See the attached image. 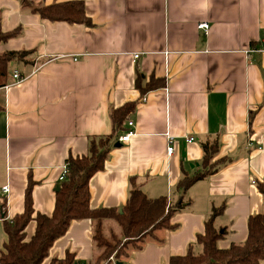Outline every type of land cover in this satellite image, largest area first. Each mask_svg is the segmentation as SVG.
<instances>
[{
    "label": "crops",
    "instance_id": "0c3cea01",
    "mask_svg": "<svg viewBox=\"0 0 264 264\" xmlns=\"http://www.w3.org/2000/svg\"><path fill=\"white\" fill-rule=\"evenodd\" d=\"M82 1L88 24L44 19L19 0H0L1 30L19 28L0 52L31 50L34 60L13 64L22 80L0 87V251L4 220L23 211L27 184L34 212L50 215L67 158L86 154L89 136L109 134L111 110L126 102L134 106L88 182L91 208L124 205L131 179L148 197L174 202L182 175L203 169L207 141L218 142L213 159H228L189 185L173 227L128 244L115 264H168L220 204L214 225L226 233L218 247L243 242L249 216L264 212V0ZM127 129L134 133L120 141ZM166 134L175 139L170 155ZM105 225L119 229L112 220ZM34 229L31 219L25 239ZM66 252L82 263L96 256L90 219L71 220L42 264Z\"/></svg>",
    "mask_w": 264,
    "mask_h": 264
},
{
    "label": "trees",
    "instance_id": "16d2710c",
    "mask_svg": "<svg viewBox=\"0 0 264 264\" xmlns=\"http://www.w3.org/2000/svg\"><path fill=\"white\" fill-rule=\"evenodd\" d=\"M22 5L48 20H63L70 23H89L82 0L54 2L49 5L35 4L31 0H19ZM19 34V28L2 31L0 43ZM31 50H5L0 52V87L11 77L13 64H31ZM138 84V79H137ZM132 102L113 108L110 113L112 130L109 134L88 137L87 153L69 156L66 160L67 178L59 182L55 193L54 208L50 215L34 212L31 202V182L25 188L23 211L4 220L6 241L0 251V264H42L53 241L63 235L71 220L88 218L92 223V241L97 248L96 256L86 262L75 259L66 252L61 258L52 257L47 264H103L110 256L118 257L124 243L139 247V241L156 228H171L173 212L186 202L185 191L194 181L214 172L228 158L213 159L218 151L216 139L202 144L203 169L194 175L184 173L175 185L177 198L170 202L168 197H148L135 183L130 182L128 197L124 205L116 207L91 208L89 205L90 177L104 166L113 139L118 136L122 123ZM264 199V184L259 186ZM1 208L4 211L5 203ZM224 205L214 206L204 222V228L195 241L188 244L186 252L171 255L168 264H258L264 260V212L250 215L247 220V235L241 243H231L225 248L217 245L226 233L225 227H215V218L223 212ZM35 220V229L29 239H25V226ZM107 220L118 225V231L106 228Z\"/></svg>",
    "mask_w": 264,
    "mask_h": 264
},
{
    "label": "built area",
    "instance_id": "2783aa9c",
    "mask_svg": "<svg viewBox=\"0 0 264 264\" xmlns=\"http://www.w3.org/2000/svg\"><path fill=\"white\" fill-rule=\"evenodd\" d=\"M198 27L199 28H203L204 30L208 28V24L206 22H202V23H199L198 24ZM139 56V53H133V59H136L137 57ZM77 58L73 57V60L75 61ZM39 67V66H38ZM38 67L36 69H38ZM11 78H12V81L10 83H14V82H18L20 80H22L23 76L21 75L20 71L18 69H12L11 71ZM133 122L131 120H128V125L129 126H132ZM134 133V131L132 129H127V131L122 134L121 136L118 137V139L120 141H126L130 135H132ZM166 139H167V146H166V152L167 154H171L174 150V147H173V143L175 141L174 137L171 135V134H166ZM185 142L186 143H191L194 138L193 136L189 135V136H186L184 138ZM67 178V164L65 163L63 166H62V170H61V173L59 175V182L65 180ZM1 191L4 193L6 191H8V186L7 185H3L2 188H1ZM103 264H115V260H114V256H110L108 258V260L106 262H104Z\"/></svg>",
    "mask_w": 264,
    "mask_h": 264
},
{
    "label": "rangeland",
    "instance_id": "374dc122",
    "mask_svg": "<svg viewBox=\"0 0 264 264\" xmlns=\"http://www.w3.org/2000/svg\"><path fill=\"white\" fill-rule=\"evenodd\" d=\"M123 245L124 246L120 248V251H119L120 253H125V248H127V244L126 243H124Z\"/></svg>",
    "mask_w": 264,
    "mask_h": 264
},
{
    "label": "water",
    "instance_id": "95a60500",
    "mask_svg": "<svg viewBox=\"0 0 264 264\" xmlns=\"http://www.w3.org/2000/svg\"><path fill=\"white\" fill-rule=\"evenodd\" d=\"M56 189H58V187ZM75 264H78V262H76Z\"/></svg>",
    "mask_w": 264,
    "mask_h": 264
}]
</instances>
